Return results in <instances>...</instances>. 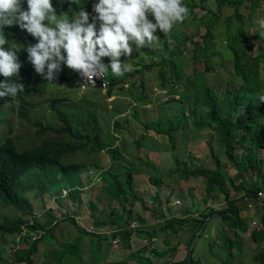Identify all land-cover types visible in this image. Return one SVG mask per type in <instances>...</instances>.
<instances>
[{"label": "clouds", "instance_id": "obj_1", "mask_svg": "<svg viewBox=\"0 0 264 264\" xmlns=\"http://www.w3.org/2000/svg\"><path fill=\"white\" fill-rule=\"evenodd\" d=\"M262 1L264 2V0H258V4H261ZM73 2L74 0H56V3L60 5L64 3L73 4ZM246 3H250L251 6H253V3L250 1ZM214 4L215 2L210 0L208 7L210 8ZM22 5H26V7H22ZM58 10L57 7H54L53 0H0V155L11 142H14L18 146L29 148L42 145L44 141L53 138L51 135V128H55L56 131L61 134L59 140L67 143L70 142L73 152L67 154L62 162L77 165L76 168L79 167L78 171L82 169V172L71 176L73 180L71 184H64L58 181L55 187L57 195L51 193L46 194L37 185L35 186V188L42 191L43 194L47 196V200L51 197L53 203H55L57 207H59L57 202L62 203L60 199H65V197L69 198L70 205L67 206L62 203V207L60 208H63L65 211L72 209L73 214L65 213L60 215V224H63L62 221L69 217L76 220L80 215L85 216L83 213H88L92 205L97 206L94 212L99 211L98 202L101 201L99 198L103 193L102 189L104 186L110 185L105 179V175H109V171H112L113 174H119L121 169L125 168V162H132L134 167H143L145 174L137 176H146L149 181V176L146 171L150 170V168H148L147 165L144 166V163L140 161L141 158L146 160V157L140 153L133 152L135 143L126 140V137L123 136L124 122L127 123V126L132 124L130 119H126L131 113L129 110L133 107H138L140 110L141 108H146L148 105L145 104L149 99L143 94L142 97L139 98H142L144 104H137L136 101L132 99V94H136L137 92H132L125 86L131 79H128L124 83H113L109 79V73L112 76L124 78L132 72L130 71L131 65L128 60V57H130L134 51L131 46L132 44L135 45L136 51L142 48H149L157 52V44L155 43H158L163 37L170 36H173V38L169 42V48L181 53V59L179 60L180 72L177 75H173L174 78L172 74L167 76V79L171 82L177 81L176 84L171 85V88H174L176 93L170 94L169 89L162 86V67H157L158 64L155 59L153 63L151 58L144 59V63H152V67L143 70L140 75L136 74L134 80L143 82V90L145 93L147 92L146 87L148 86L147 75L156 72L158 83L152 89V92L154 89H157V91H164V97H167V102L176 100L174 97H179V99L181 97L187 100L190 99L192 93L188 92L189 85L202 86L203 84H208L211 87H218L220 91L233 89L227 92H231L232 95L238 96L236 98L232 97L231 101L234 103L233 106L236 107V113H238L242 119H245L246 125L243 130L236 131L232 129V133L237 140L240 139L238 142L245 143L247 148L239 157H236V161L242 163L243 166L241 176L233 166H229V168L236 170L234 176H222V166L220 167L219 175L222 179V183H227V186L223 185V187L229 196V200L230 198L231 200H235L236 196L243 197L241 204L246 206H237L240 216L244 213L243 211L255 208V205L256 211L259 210V207L255 203V199L264 198V165L259 166L256 163L253 165L248 164L246 162L247 158H244V154L247 153L252 159L264 161V158H261V154H259V152H264V144H261V142H264V116L259 109V107L264 109L263 69L257 70L251 64L247 63L246 65L240 60L239 64L243 70L241 78H237L234 68V74H232L230 78L224 82H216L214 85H210L206 79L202 78L203 74L201 73H189L187 71V62L189 59L185 55V52L181 50V47L187 42V37L179 31V28L186 24L185 21L190 16V11L184 3V0H95L89 7V11H86L84 7H80L77 11L72 13L71 18H69L66 12L61 10L58 12ZM197 10H200L204 15L198 16L196 14ZM228 10L223 11L222 21L229 16L227 15L224 17L225 12ZM207 13V11L201 8L194 11L197 18H202L206 16ZM252 24L256 27V34L260 37L259 40L264 39V16L255 18ZM187 25L189 26L191 24ZM10 26L13 29L6 38L4 29ZM202 26L205 27V25ZM225 26L223 22L222 28L224 29ZM250 29L246 33H252ZM222 35L225 37L227 36L226 33L220 32L219 36ZM176 37H179L181 42L177 41ZM202 38L204 39V36ZM191 40L194 49L191 52L190 59L191 63L194 64L208 59L209 55L213 53L215 44H222L223 42L224 44H222L221 49L227 50L226 38L219 42L216 39L208 57L196 60L194 55L195 43L200 42L189 39L190 42ZM174 42L178 45L172 48L171 44ZM251 47L252 52H254L253 45ZM258 51L260 53H254H264V50L260 49ZM217 54L222 56L221 50ZM130 60L133 62L132 69L134 71L138 59L134 58ZM229 60H233L234 63L233 58ZM67 68L72 71L67 73ZM205 71L211 73L214 72V69L208 67ZM165 72L169 74L171 71ZM255 72L258 73V77L253 76ZM193 76H196V78H193ZM137 77L140 78L137 79ZM37 79L47 84L46 88L42 87V89H39L37 92L25 91L27 82ZM71 79H76V83L73 87L67 90L56 88L57 84L68 82ZM239 79H242L244 83L251 84L244 92L234 90L238 86L236 83L239 82ZM116 88L118 89V95H121V97L116 98L113 104H111L112 102L109 100L113 93H115ZM95 89L97 90L92 91ZM49 91H51L50 97L46 94ZM140 92H142V89L139 90V93ZM244 94L246 95L247 102L238 105V100L242 99L241 97ZM251 102H254L255 104H253H257L259 107L256 109ZM166 103L163 104L165 109H163V107H157L160 113L161 111L170 112L169 109L171 108L166 106ZM108 105H110V108L107 107ZM122 107H125L128 112L127 115H122L120 110ZM21 108H25V110ZM172 111L176 112L177 110L173 109ZM160 113L152 117L153 121L158 118ZM187 116H189V113ZM13 119H17L18 121L16 122L26 125L29 128L26 137L16 134V125L15 122H12ZM136 124L137 123H135V125ZM135 128L137 127L135 126ZM206 130L210 131L208 129ZM138 131H141L142 135L145 134V132L140 129H138ZM150 132H153L154 135ZM148 134L155 137L157 143L161 141L160 149L164 146L165 148L162 150L173 151L177 156L183 157L184 160L188 158L189 151L187 148L190 140L183 138L182 134H177L175 136V149H173L167 137L161 133L156 135L153 130H149ZM216 134L221 137L219 140H222L223 137L218 133ZM242 137L244 138L242 139ZM161 138L164 139L162 140ZM126 143H128L131 148H128ZM148 149L151 151V148ZM151 152L160 154L154 151ZM81 153H86L87 159L77 162L75 158ZM103 156L107 157L106 164L103 162ZM224 163L227 164V166L229 164V162L226 161H224ZM156 165L161 166L162 163L159 162L158 164L156 163ZM214 169H216V166ZM245 171H251V175L256 174L262 177L260 182L255 184V188L258 190L257 194H260L259 197L248 198L244 191L238 190L237 186H235L246 182L247 177H244ZM92 184L99 186V189L95 191V193H97L95 200L87 201L88 207L86 208L87 210H85L82 205L83 202L78 203L83 199L84 194H86L82 192L81 189H85L88 186L90 187ZM230 186H232V188ZM51 187L54 188L53 184H51ZM171 191L177 193L178 189L175 191V188H172ZM135 193L139 192L135 191ZM189 193L191 194V200L196 202L190 190ZM26 195L28 199H30L32 207L34 209L36 207L38 208V203L34 201V198L29 192H27ZM184 198V200H186L187 196ZM221 198L223 199L221 200ZM109 200L113 202L115 199ZM217 200L222 207L220 211H224L222 216L231 215L232 210H230V212L224 210L228 208V201H225L224 195L220 196ZM180 203L178 199L175 201L176 206H179ZM209 204L210 201L207 202L206 207L209 208ZM195 206H197V202L193 204V207ZM46 207H44L43 212L46 211L49 214L51 211L55 216L54 209L45 210ZM237 207L233 208L236 209ZM101 211L108 220L110 212H106L104 208L101 209ZM263 211L264 208L262 209V213ZM141 216L144 218L143 214ZM88 217L91 218V216ZM261 217L262 216H260V219ZM91 219L92 223L88 227H84L76 220L78 225L77 228L89 234L85 237L93 236L94 239L99 241H106L110 244L112 242L111 246H116L117 243H121L117 238V235L121 234L120 228L115 225H109L112 231L111 236L108 232L104 231L105 228L103 227L101 231L96 232V229L99 230L100 228H97L94 225L93 218ZM208 219L209 218H207L206 221ZM44 220L47 219H41L42 222H44ZM156 222L158 224L160 223L162 227L165 226V221L162 219ZM67 224L69 223L67 222ZM69 226L73 225L69 224ZM129 227L133 228L131 223H129ZM58 229L59 227L55 229L54 234ZM133 229L136 228L134 227ZM38 233L40 238L44 235L42 231H38ZM227 234L231 239L235 240L236 234L235 238L228 232ZM156 236L157 231H154L152 232V237L149 239L155 238ZM238 238L239 237L236 239ZM109 239L113 240L110 242ZM16 242L17 244H13L14 248H17V246L22 243L17 239ZM27 242H30V240L27 239ZM22 244L26 246L27 243ZM41 244H43L46 249L42 254V261L40 264H52L55 255L54 247L49 248L48 242H41ZM100 246L102 247V244H100ZM26 248L27 246L24 249L17 248L15 250V264H27L26 259L28 258H31L34 264H36V254L39 252L40 247L37 252L26 255L22 263H18L17 260L22 254H25ZM189 249L191 250L192 248L189 246ZM17 250L20 251L17 252ZM4 253H1L0 256ZM141 253H145V250ZM150 253L151 250L148 251V255ZM46 255H49V257ZM148 255H146V258L149 257ZM152 255L156 256L157 253L153 250ZM132 256L137 257L138 255L132 254ZM157 257L159 256L157 255ZM130 260L131 259L128 261ZM0 261L3 263L1 258ZM142 264L144 263L142 262ZM206 264L212 263L209 262Z\"/></svg>", "mask_w": 264, "mask_h": 264}, {"label": "trees", "instance_id": "obj_2", "mask_svg": "<svg viewBox=\"0 0 264 264\" xmlns=\"http://www.w3.org/2000/svg\"><path fill=\"white\" fill-rule=\"evenodd\" d=\"M209 1L210 0H184V3L187 5L190 11V16L185 21V23L191 25L201 24L205 25L206 27L204 44L200 45V43H195V59L199 60L207 58L208 54L213 48L214 41L219 36V33H226V49L231 52V58L234 59V68L236 70L237 78H241L243 70L239 64L240 60L242 61V57L240 56L241 52L239 51H243L245 49L243 44V40H245L244 36L246 34L244 26L248 23H251V17L253 12L256 10L255 4L258 3V0H213L215 4L210 8L208 7ZM248 1L252 2L253 6L251 15L249 18H246L241 9ZM94 2L95 0H74L73 4L64 3L60 5L59 3H56V0H53L54 7L66 12L69 18H71L72 13L77 11L80 7H84L86 11H89V7ZM198 8L207 11V15L202 18H197V16L194 14V11ZM228 9H230L232 13L226 17L224 21H222L223 11ZM223 22L226 25L224 29L222 28ZM172 38L173 36L163 37L160 39V41L157 43V52L153 51V49L150 50L149 48L143 49V52L146 56L152 59V63L155 59L158 64L157 67L163 68H161L162 86L169 89L170 94H175L176 90L171 88V85L176 84L177 81L174 79L175 81L171 82L167 79V76L172 74L173 77V75H177L180 72L179 60L181 59V53L169 48V42L172 40ZM176 40L181 42L179 37H176ZM152 63L145 64L144 58L138 59V62L135 64V70L126 75V77L118 78L112 76L109 73V79L113 83H124L128 79L134 77L136 74L140 75L143 70L151 68ZM245 64L247 65V62ZM164 70L171 72L167 74ZM134 84L136 86L137 93L132 94V99H134L137 104H144L142 102V98H139L144 94L143 82H138L135 80ZM236 84L238 86L234 90L239 91L241 84H239V82ZM46 86L47 84L38 79L34 81H28L25 91L37 92L39 89H42V87L46 88ZM140 89H142V92L139 93ZM227 91H220L218 87H211L208 84H203L202 86L189 85L188 92L192 93V97H190L188 100L184 97H181L178 101H168L165 105L171 108L169 109L170 112L161 111L155 121H153L152 117H148L145 113H143L138 107H133L130 109L129 112L131 113L126 117V119H130V121H132L134 124L137 123L135 126L145 132V134L141 136L140 140L136 141L137 148L144 144L146 147L151 148V151L160 153L161 155H168L171 159L172 166L167 169L156 165V162L148 158L147 155L145 156L146 160H143L142 158L140 159V161L144 163V166L147 165L148 168H150V170L146 172L149 176V183L152 186L161 188L165 184L169 187H174L175 185L178 186L182 181L188 182L189 180H198L202 178L207 183L206 196L203 198V203L207 205V202L209 201L218 202L217 199L224 195L225 201H228V203L226 202L228 207L230 205L228 212L232 210L231 215L222 216L224 211H217L216 209H211L210 207L208 208L205 206L206 209H203L204 211L202 213L203 220H201V224L203 226L202 228L205 227L207 218H210V216L213 215H219L226 223L230 225L231 228L239 231H247L245 221L240 216L237 207L239 200H229V196L224 190L222 179L219 175L220 167L227 166V164H225L223 161L224 157H227L230 163V165H228L236 168L240 176L243 171L242 163L236 161L237 154L235 152L236 147L241 145L239 143L236 145L234 134L232 133L231 129L227 127L229 124L227 122L223 123L222 121H217L220 111H226L230 105L234 104L231 101V92ZM234 97L236 98L238 96ZM21 109L25 110V108ZM173 109L177 111L173 112ZM188 113L189 116H187ZM206 129L212 130L214 133L216 132L223 137L221 140L222 143L220 141L218 142L217 151H212L215 158L213 163L215 164L216 169H210L209 167H206V159L197 158L191 151H189L188 158L184 160L183 157L177 156L173 151L161 150L160 145L157 146V139L148 134L149 130H153L156 135L161 133L167 137L170 144H172L173 149H175V136L177 134H182V137L186 140H196L199 138L198 133ZM216 133L214 135H216V139L219 140L221 137H219ZM51 135L53 136L52 139L44 141V143L38 147H23L11 142L0 155V216L3 215L12 219L19 218L16 221L13 220L6 223H4L5 221L0 220V231L3 232V235H7V237L11 236L16 231H19L21 229L20 227L27 224L31 228L27 232L30 230H38L43 232L44 230V235L41 237V240L43 239V243H47L48 241L52 240V237L54 236V226L57 228L60 225L59 223L61 220L54 216L51 211L49 214H47L48 220H44V222L35 219L30 225V222L25 221L22 218L28 214H35V209L32 207L30 199H28L26 193L30 192L33 188H35L36 185L46 194L51 193L55 195V187L58 181L64 184H71L73 182L71 176L76 173L80 174L82 172V169L78 171L79 167L76 168L73 164L71 165L69 163L62 162L63 158L67 154L73 152L70 142L67 143L65 141L59 140L61 134L58 133L55 128H51ZM261 144H264V142ZM126 146L131 148V146L129 147L128 143H126ZM207 158L210 157L207 156ZM244 158H247L246 162L248 164L253 165L256 163L258 165L259 160L252 159V157L247 153L244 154ZM188 161L194 162V164L192 165ZM132 164V162H125V168H122L119 174H113L112 171H109L110 174L105 175V179L108 183H110V185L107 184L108 186H104L102 191L109 199L115 198L116 200H128L132 204H143V200L136 195L135 191L133 190V186L135 176L145 174V171L143 167H134ZM46 166L51 167V170L46 169ZM51 184H53L54 188L51 187ZM192 187L193 186H190L189 189L192 195L195 196L194 189ZM112 188L114 191H112ZM257 191L258 190L256 188H252L250 184H246L245 195L248 198L252 197V195L256 197ZM156 195L157 197L156 199L154 198L153 201L158 202L159 206L164 205L165 202L167 205L170 203L169 196L162 195L160 198L159 192L157 193V190ZM99 200L102 201L101 196ZM57 203L59 207H62V203ZM233 207L237 208L234 209ZM263 208L264 200L262 209ZM91 209L95 211L97 206L92 205ZM127 213H130L129 216H131V218H126ZM154 213H158L159 218L165 221V226L162 228V231L172 229L173 232L178 233V229L181 230L183 228L182 219L171 215L170 212V218L166 217L163 212L157 211V213ZM187 213V218L184 217V219H186V221H193V219L189 217ZM121 214L122 215H119L116 210L111 211L108 215L109 219L107 220L109 222L104 221L101 218H96L95 216L92 218L94 225L97 228L104 227L106 224H108V226L115 225L120 228L121 236L123 237L122 241L128 248H131L130 244L134 235L138 238L143 236H146L147 238L152 237V233L147 230L139 232L136 231V229L129 227L132 214L131 212H128L127 209L123 208ZM261 216L262 229L257 231V228L255 227L250 237V239L254 240V243L258 245L264 243V211ZM141 218H143V216L140 215L139 219ZM64 222H68L69 224L73 225L81 235H89L83 230L77 228L78 225L74 218L69 217L65 219ZM7 223L13 227L6 229L5 225ZM196 224L199 225L200 223L196 221ZM238 237L239 238L235 240L228 238L226 242V255L218 259L216 256L213 257L215 252L213 251L214 246L211 245V251H209V255L211 258L213 257V260L210 261V263L242 264L241 262L237 263L236 255L233 250L237 249L238 252H241V244H244L246 241L242 236ZM26 239H28V237L25 236L21 237L20 239L22 243H27V248L25 249V254H22L17 260L18 263H22L23 260H25L26 255L33 254L39 250L35 248L37 247L36 242H27ZM13 244H17L16 239L14 240ZM6 248L7 245H1L0 254L6 252ZM256 252L257 254L255 256V262L257 264H264V248ZM157 255L159 257L161 256L158 252ZM46 256L49 257V255ZM130 257L134 256L131 255ZM193 257L194 251L191 249L188 252L187 259L183 261L182 264H201L199 260L196 261L194 260L195 257ZM126 260L128 261V257ZM138 260L144 264H151L150 260L144 256H138ZM26 263L34 264V261L31 258H28L26 259ZM67 263L68 261L55 260V257H53L52 264Z\"/></svg>", "mask_w": 264, "mask_h": 264}, {"label": "rangeland", "instance_id": "obj_3", "mask_svg": "<svg viewBox=\"0 0 264 264\" xmlns=\"http://www.w3.org/2000/svg\"><path fill=\"white\" fill-rule=\"evenodd\" d=\"M263 9L258 8L255 10L251 17V22L253 23V20L257 17L264 16V2H261ZM242 13L249 18V16L252 13V6L250 3H246L245 6L241 9ZM232 13L231 10H228L225 12L224 17L227 15H230ZM196 14L198 16L204 15L200 10L196 11ZM177 30V29H175ZM251 40L253 42H256L253 45L254 52L257 53L256 50H264V46H260L258 40L260 37L258 34H256V27L253 24V27H251ZM179 31L187 37V42L184 46L181 47V50L185 52V55L188 57L187 62V71L189 73H201L203 74L202 78L206 79L210 85H214L216 82H224L228 78L231 77L232 74H234V63L233 60H229L231 58V52L228 50L221 49L222 42L215 44L213 48V53L209 55L208 59H205L197 64L191 63V52L194 49L193 42L189 41V39H193L195 42H200V45L204 44V39L202 38L204 34L206 33V28L202 25H187L184 24L179 28ZM157 35V33H156ZM256 37V38H254ZM226 38L224 35L218 36L217 40L218 42L222 39ZM157 44V42L155 43ZM172 48L176 47L178 44L176 42L172 43ZM134 49L133 53L130 57H128L129 63L131 65L130 71H133V62L130 59H147L150 58L146 56L143 52V48L139 51L135 50V45H131ZM221 50L222 56H219L217 53ZM162 58V57H160ZM216 64V65H215ZM213 68L214 72H207L205 71L206 68ZM67 73H70L71 69H66ZM264 73V69H263ZM196 78V76H193V78ZM134 78L132 77L131 80L125 85L128 89H130L132 92H136V86L134 84ZM140 77H137L139 79ZM148 79V86L146 87L147 92L144 93V96L147 97L149 100L147 101L148 105L146 108H141V111L145 113L149 117H153L160 113L158 108L165 109L163 106L164 103L167 102V97H164L165 92L164 91H157V89H154L152 92V89L155 87V85L158 83L156 78V72H152L147 75ZM76 79H71L68 82L59 83L57 84L56 88L60 90H67L68 88H71L75 85ZM118 88V87H117ZM116 88L115 93H113L112 97L110 98L111 104H113L114 100L116 98H120L121 95H118V89ZM92 90V91H96ZM49 97L51 95V91L46 93ZM102 97V96H99ZM176 100L179 99V97H174ZM108 105L107 107H109ZM122 115H127L128 112L126 111L125 107H122L121 109ZM17 119H13L12 122H15L16 134L26 137L27 132L29 131V128L26 125H22L18 122ZM123 125V132L124 137H126V140H129L134 144L133 152L140 153L143 156H148L150 159H153L158 164L159 162L162 163V167L164 169H167L172 166L171 159L168 155H161L152 153L148 147H146L144 144L141 145L137 149L136 147V141L140 140L142 132L138 131L137 128H135V124H129L128 127L127 123L124 122ZM122 129V128H121ZM152 135L153 132H150ZM199 138L194 141L190 140L188 142V151H191L197 158L200 159H206L205 164L206 167L215 168V165L213 163L212 158H207V156L210 154V147L207 146V142L209 140V136L211 135L210 131L204 130L200 133H198ZM162 139V138H161ZM164 139V138H163ZM162 139V140H163ZM166 141V140H165ZM240 150L238 149V153ZM261 158L262 155H261ZM87 159L86 153L78 154L75 160L78 161H84ZM103 162L107 163V157L103 156ZM189 162V161H188ZM192 165L194 162H189ZM230 165V164H229ZM229 165L225 168H221V175H230L234 176L236 174V170L233 168H229ZM264 165V161L262 163ZM261 165V166H262ZM77 165H75L76 167ZM46 169L51 170V167L46 166ZM244 173H247V179L251 181L252 177L256 179L257 183L260 182V178L256 175H251V171H245ZM149 183L148 178L146 176H136L134 180V191L139 192L136 193V195L143 200L142 203H136L132 204L128 200H118L116 199L112 202L109 200V198L102 193L101 198L102 201L98 202L100 210L97 212H94L91 208L89 209L88 213L84 212L83 214L85 216H78L76 218L77 221H79L84 227H88L92 223V217L95 216L97 218H101L104 221H107V218L105 217L104 213L101 211V209H106V212L111 211H117L119 215H122L121 212L123 208L127 209L128 212H131L132 219L130 221L133 228H136V231H143L147 230L151 233L154 231H157V236L155 238L149 239L146 236H143L141 238L136 237L135 235L132 238V241L130 244L131 248H128L125 243L122 241L123 237L121 234L117 235V238L119 242L116 246H111L112 240L109 239L111 242L108 243L106 241H99L94 239L93 236H87L81 235L78 231L75 230L73 226H69V224H63L58 226V231L54 234L52 237V240L48 241V246L54 247L55 249V260H64L68 261L67 264H91L90 262H85L89 258H93V260H98V262H94V264H142L140 260H138V256H145L148 255V251L151 250V253L148 255V259L151 261L152 264H182L184 260L187 259L188 252L190 251L189 246L194 251V260L200 261L201 264L209 263L213 260V257L216 256L217 259L220 257H224L226 254L227 249V240L230 238V236L227 234H231L232 237L236 238L238 236H242L244 240L246 241L244 244H241L242 251L238 252L236 249L233 250L236 255L237 263H243V264H257L255 262V256L257 254L256 251H258L260 248H264V243L258 245L254 243V240L250 239L251 232L254 230V228H257L258 230L262 229L261 219H260V211L262 212V209H260V204L255 201L257 206L259 207V210L256 211V205L255 208L249 209L248 211H243L242 216L245 225L247 226V231H237L236 229H233L230 227L228 223H225L221 216H211L207 221L204 228H202L201 220H203V209L205 210V203H203V198L206 195L205 188H206V182L204 179L200 178L198 180H189L188 182H181L178 186L174 187H168L167 185H163L161 188L153 187ZM252 183V181H251ZM193 186L194 194L195 196L193 199L197 202V206L193 207V204H196V202H193L191 200V194L189 193V187ZM232 188V186H230ZM96 188V189H94ZM172 188H175V191L178 192L175 193L171 191ZM99 189V186H96L95 184L90 185V187H86L85 189H81L82 192H85L84 197L80 202H83V207L85 210L88 207L87 201L95 200L94 197H96L97 193H95L96 190ZM159 192L160 198L162 195L169 196L170 197V203L167 205L166 202L164 205L159 206L158 202L153 201V199L157 197L156 195ZM231 190V189H230ZM229 190V191H230ZM112 191L113 188H112ZM29 194L34 198V201L38 203V208L48 210V209H54L55 216L59 219L60 215L65 213L73 214L72 209L65 211L63 208L57 207L55 203H53V200L51 197L48 198L47 196L43 194L42 191L38 190L37 188H33ZM185 196H187V199L184 200ZM241 196H236V199ZM167 198V197H165ZM179 200L181 203L179 206L175 205V201ZM223 198H221L222 200ZM231 199V198H230ZM243 199H239V206H246L244 204H241V201ZM62 203L66 204L67 206L70 205V200L68 197H65V199H60ZM223 202V201H222ZM40 206V207H39ZM171 208H170V207ZM210 207H213L217 211L222 210V207L220 206L219 202H212L210 201L209 204ZM35 208L36 215H40L44 213L42 210ZM211 208V209H213ZM171 209V211H170ZM163 212L166 217L170 218V214L174 215L178 218H181L183 221V228L181 230L178 229V233L173 232L172 229L167 231H162L161 224L157 223V220H161L159 218L158 213ZM46 212V211H45ZM156 212L157 214H155ZM170 212V214H169ZM188 212V213H187ZM47 213V212H46ZM186 213L193 219V221H189L185 218H187ZM144 215V218L139 219L140 215ZM130 213L126 214V218H131L129 216ZM88 216H91L88 217ZM185 221V222H184ZM195 221V222H194ZM196 221H198L200 224H196ZM64 222V221H62ZM60 224V223H59ZM108 224H106L103 228L104 231L108 232L111 236V230L109 228ZM102 227L97 230L101 231L103 229ZM28 237H31L33 241L34 238H36L35 234H31ZM209 237V238H208ZM235 238V239H236ZM240 240V239H239ZM241 241V240H240ZM102 244V247L100 246ZM213 245L215 252L213 254V257L211 258L209 255L210 246ZM26 246L25 244L20 243L17 248L18 249H24ZM17 248L13 247V244L7 245V252H5L3 255L0 256L3 263L0 262V264H14V258L16 257L15 250ZM45 247L43 244H40V250L36 254V264H40L42 261V254L45 251ZM77 249V250H76ZM258 249V250H257ZM75 250V251H73ZM145 250V253H141ZM154 250L155 253L161 254L160 257L153 256L152 251ZM168 251V252H167ZM132 254L138 255L136 258L130 257ZM128 257L127 261L126 258Z\"/></svg>", "mask_w": 264, "mask_h": 264}, {"label": "bare ground", "instance_id": "obj_4", "mask_svg": "<svg viewBox=\"0 0 264 264\" xmlns=\"http://www.w3.org/2000/svg\"><path fill=\"white\" fill-rule=\"evenodd\" d=\"M83 3V2H82ZM256 5V9H258V8H261V9H263V6L261 5V4H258V3H256L255 4ZM246 27V28H245ZM251 27H253V24H251V23H248L247 25H245L244 26V29H245V33L251 28ZM227 35V34H226ZM254 38H256V37H254ZM252 38H251V33L250 32H248V33H246L245 34V40H243L244 42H243V44H244V46H245V49L243 50V51H239V52H241V57H242V63H248V64H251L253 67H255L257 70H261V69H264V53H261V54H263V55H261V54H256V53H254V52H252V50H251V46L252 45H254L256 42H253L252 40H251ZM260 41V42H259ZM258 42H259V45L260 46H264L263 45V42H264V39H262V40H258ZM196 48V47H195ZM257 52H259L258 50H256ZM260 53V52H259ZM174 57V56H173ZM216 65V64H215ZM174 71V70H173ZM259 109H260V112H261V114L264 116V109H261L260 107H259ZM234 126V125H233ZM244 137H242V139H243ZM262 143V142H261ZM161 144V141H158V143H157V146L158 145H160ZM148 149V148H147ZM261 155H262V157L264 158V152H262V153H260ZM262 163H263V160L261 161V160H259L258 161V165L259 166H261L262 165ZM230 164V163H229ZM223 168H225V167H223ZM125 171V170H124ZM248 176V174L247 173H244V177L246 178ZM247 180V179H246ZM131 183V182H130ZM213 183V182H212ZM111 188V187H110ZM252 195V194H251ZM259 195L260 194H257L256 195V197H259ZM252 197H255V196H253L252 195ZM95 198V197H94ZM239 199H243V197H239V198H237V199H235V200H239ZM231 200V199H230ZM263 200H264V198H257V199H255V201H257L259 204H260V209H262V207H263ZM29 201V200H28ZM166 201V200H165ZM83 204V203H82ZM239 204L240 203H238V206H239ZM214 209V208H213ZM230 209V207H228V208H225L224 210H229ZM260 211V214H262V212H261V210H259ZM47 214L48 213H46V212H44V213H42V214H40V215H36V214H31V215H26V216H23L22 218L25 220V221H28V222H30V225H31V223L35 220V219H38V220H41V219H47L48 220V216H47ZM17 219H19V218H15V219H12V218H9V217H5V216H3V215H1L0 216V220L1 221H5L4 223H6V222H8V221H13V220H17ZM3 223V224H4ZM63 224H66L67 225V222H63ZM63 224H60V225H63ZM42 225V224H41ZM59 225V226H60ZM6 229H9V228H12L13 226H11L9 223H7L6 225ZM21 229L19 230V231H16V232H14L10 237H7V235H3V232L2 231H0V246L1 245H10V244H13L14 243V240L15 239H17V240H19L20 241V239H21V237H23V236H25V237H28L29 235H31V234H35L36 235V238H34L33 239V241L31 242V243H33V242H36L37 243V247H35V248H39L40 247V244H41V241L43 242V239L41 240V238H40V236H39V233H38V230L37 231H34V230H30L29 232H27L29 229H31L30 228V226L29 225H24V226H22V227H20ZM54 228L55 229H57L55 226H54ZM50 230V229H49ZM76 231H78L77 229H75ZM43 233H44V230H43ZM126 235V234H125ZM251 235H252V233H251ZM251 235H250V237H251ZM209 238V237H208ZM28 239L29 240H32L31 239V237H28ZM27 240V239H26ZM21 242V241H20ZM262 248H260L259 250H261ZM258 250V249H257ZM258 250V251H259ZM18 252H19V250H17ZM168 252V251H167ZM1 262V261H0ZM85 262H90L91 264H94V262H98V260H93V258H89V259H87V261H85ZM15 264V263H14ZM243 264V263H242Z\"/></svg>", "mask_w": 264, "mask_h": 264}, {"label": "water", "instance_id": "obj_5", "mask_svg": "<svg viewBox=\"0 0 264 264\" xmlns=\"http://www.w3.org/2000/svg\"><path fill=\"white\" fill-rule=\"evenodd\" d=\"M22 7H26V5H22ZM13 28L10 26V27H6L5 29H4V34H5V37L7 38V36L9 35V33L11 32V30H12ZM254 77H258V73L257 72H255V74L253 75ZM239 84H241L240 85V88H239V91L240 92H244V91H246L247 89H248V87L251 85L250 83H244L243 81H242V79H239ZM230 97H234V95H230ZM242 99H240V100H238V105H242L243 103H246L247 102V98H246V95L244 94V95H242V97H241ZM254 102H251V104H253ZM255 104V103H254ZM253 104V107H255L256 109H257V107H259L257 104L256 105H254ZM217 121H222L223 123H228L229 124V126H227L228 128H230L231 129V131H232V129H235L236 131H239V130H243L244 129V126L246 125V121H245V119H242L241 117H240V115L238 114V113H236V107L235 106H233V105H230L227 109H226V111H220V114H219V118L217 119ZM234 125V126H233ZM210 132H211V135L209 136V140H208V142H207V146L208 147H210V154L208 155V157H212V159L214 160L215 158H214V156H213V152L212 151H217V149H218V142L219 141H221V140H217L216 139V135H214L215 133L212 131V130H210ZM236 139V138H235ZM197 140V139H196ZM196 140H194V141H196ZM240 139H236L235 140V143H236V145L239 143L241 146H237L236 147V150H235V152H236V154H237V156L239 157L245 150H246V148H247V145L245 144V143H242V142H238ZM222 143V142H221ZM165 147L163 146V148L162 149H164ZM161 149V150H162ZM238 149L240 150V152L238 153ZM163 156V155H162ZM223 161H226V162H229L228 161V159H227V157H224L223 158ZM254 175H256V174H254ZM257 176V175H256ZM257 177H259L260 178V180H261V176H257ZM251 181H252V183H251ZM251 181H249V180H246V182L245 183H243V184H240V185H235V186H237V188H238V190H241V191H244L245 192V186H246V184H250L251 185V187L252 188H255L256 187V183H257V181H256V179H254V178H252L251 179ZM227 183H225V184H223L224 186H227L226 185ZM226 188V187H225ZM227 189V188H226ZM40 207V206H39ZM40 210H42V211H44L43 209H40Z\"/></svg>", "mask_w": 264, "mask_h": 264}]
</instances>
